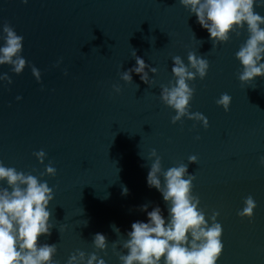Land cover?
<instances>
[{
  "label": "water",
  "instance_id": "95a60500",
  "mask_svg": "<svg viewBox=\"0 0 264 264\" xmlns=\"http://www.w3.org/2000/svg\"><path fill=\"white\" fill-rule=\"evenodd\" d=\"M255 10L264 16V7ZM5 22L24 37L28 66L19 75L0 66V75L13 81H0V161L36 176L49 162L56 168L55 176L41 178L53 189L55 226L40 242L57 245L58 264L78 249L96 251L98 232L108 241L99 255L120 264L112 242L126 238L133 222L147 221L140 206L159 205L167 215L161 194L146 182L152 149L164 170L197 156L188 166L196 177L193 194L207 217L219 212L223 228L217 264H264V78L238 79L235 54L246 28L213 48L179 0H0V33ZM133 49L158 70L149 73L151 86L135 73L133 83L120 79L135 65ZM190 51L210 64L205 79L189 82L195 88L190 111L207 117V129L187 117L173 124L175 111L160 99L161 86L175 80L172 58L187 64ZM223 93L232 98L227 112L216 103ZM40 150L43 164L33 155ZM249 195L257 204L251 220L238 215Z\"/></svg>",
  "mask_w": 264,
  "mask_h": 264
},
{
  "label": "clouds",
  "instance_id": "9594fccd",
  "mask_svg": "<svg viewBox=\"0 0 264 264\" xmlns=\"http://www.w3.org/2000/svg\"><path fill=\"white\" fill-rule=\"evenodd\" d=\"M22 2L27 4L28 0ZM179 3L189 10L190 15L196 16L201 28L207 30L213 48L227 43L232 34L240 36L241 30L246 28L247 39L235 54L242 66L238 79L242 83H249L257 77L264 78V16L255 10L264 7V0H179ZM193 36L195 38L194 33ZM23 40L24 37L5 22L0 33V66L10 65L12 72L17 75L28 66L22 56ZM197 41L200 46L204 43L203 40ZM132 57L135 65L121 71L120 79L125 83H133L135 73L145 84H154L149 73L156 74L157 68L147 64L134 49ZM172 64L174 83L162 85L160 92L162 102L176 113L171 122L176 124L187 117L201 122L207 129V117L190 111L195 88L189 82L195 81L197 77L201 80L206 78L209 61L190 51L187 64L178 55L172 58ZM31 71L40 82L41 71L35 65L31 66ZM0 81L8 84L13 82L7 74L0 75ZM113 89L116 93L121 92L118 85H114ZM19 99L21 97L18 96ZM231 100L229 94L223 93L216 103L227 112ZM33 155L41 164L44 163V150ZM148 160L153 162L146 178L147 186L161 194L167 215L159 205L152 207L151 211H148L149 204L140 206V211L147 214V221L133 222L126 238L121 236L124 239L112 242L113 253L120 264H217L223 250V228L217 222L219 212L213 211L207 217L205 210L200 207V198L193 194L196 177L189 172L188 166L198 162L197 156L191 155L187 163L167 170L162 168L161 157L156 149H152ZM259 164L264 167V156L260 157ZM56 172L51 162L45 166L44 172L36 176L7 167L0 161V185H4L0 186V264H58L54 260L57 245L40 242L42 237L51 236L55 226L51 222L50 210L54 199L53 189L41 178L45 175L55 176ZM128 194L129 190L124 187L122 195ZM243 203L244 207L238 215L251 220L257 204L251 195ZM111 227L120 235V229L115 224ZM92 244L96 251L86 253L78 249L69 256L66 264H107L99 255L100 252H107V237L95 233Z\"/></svg>",
  "mask_w": 264,
  "mask_h": 264
}]
</instances>
